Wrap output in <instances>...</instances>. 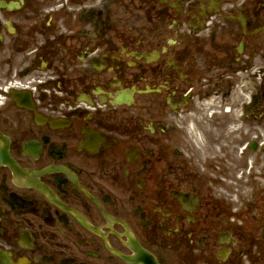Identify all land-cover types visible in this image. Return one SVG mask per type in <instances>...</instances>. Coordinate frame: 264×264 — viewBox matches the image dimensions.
<instances>
[{"label": "flooded vegetation", "instance_id": "af4514ba", "mask_svg": "<svg viewBox=\"0 0 264 264\" xmlns=\"http://www.w3.org/2000/svg\"><path fill=\"white\" fill-rule=\"evenodd\" d=\"M264 264V0H0V264Z\"/></svg>", "mask_w": 264, "mask_h": 264}, {"label": "water", "instance_id": "95a60500", "mask_svg": "<svg viewBox=\"0 0 264 264\" xmlns=\"http://www.w3.org/2000/svg\"><path fill=\"white\" fill-rule=\"evenodd\" d=\"M146 259H150V257L146 256ZM150 264H152V262L150 260H148Z\"/></svg>", "mask_w": 264, "mask_h": 264}]
</instances>
